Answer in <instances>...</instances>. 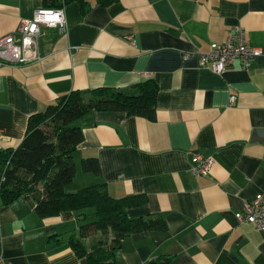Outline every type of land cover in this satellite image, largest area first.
<instances>
[{"label":"crops","instance_id":"0c3cea01","mask_svg":"<svg viewBox=\"0 0 264 264\" xmlns=\"http://www.w3.org/2000/svg\"><path fill=\"white\" fill-rule=\"evenodd\" d=\"M62 4V32L39 26L38 61L0 63V148L14 147L27 116L70 89L125 88L152 78V119L90 109L72 121L82 137L64 188L102 182L111 196H142L125 208L128 216L161 218L153 228L125 235L112 264L159 256L168 258L164 264H264V230L234 217L244 200L264 199V0ZM40 6L42 0H0V34ZM234 27L261 49L246 68L233 58L218 74L195 54L182 56L206 50ZM192 152L212 158L207 174L190 172ZM86 157L96 159L97 171L82 167ZM89 207L40 216L30 192L0 199V256L12 264H90L67 243L94 218ZM109 236L95 231L82 241L89 249Z\"/></svg>","mask_w":264,"mask_h":264},{"label":"trees","instance_id":"16d2710c","mask_svg":"<svg viewBox=\"0 0 264 264\" xmlns=\"http://www.w3.org/2000/svg\"><path fill=\"white\" fill-rule=\"evenodd\" d=\"M65 1L68 0H42V4L58 6ZM110 1L102 0L103 3ZM155 94L156 83L152 78L125 88L107 85L74 88L59 95L43 109L29 114L19 142L14 147L0 148V199L6 202L23 192H30L35 199V211L40 216L91 206L94 218L83 221L77 236L70 235L67 243L75 253L85 255L90 264H112L114 250L125 235L153 228L161 218L155 215L128 216L125 208L139 204L142 196H111L102 182L73 191L64 188L74 174L71 153L82 137L80 127L72 121L90 109L121 110L128 115L152 119ZM82 167L97 171L96 159L84 158ZM95 231L109 232L108 241L98 238L86 249L82 238ZM167 259L152 257L142 264H164Z\"/></svg>","mask_w":264,"mask_h":264},{"label":"built area","instance_id":"2783aa9c","mask_svg":"<svg viewBox=\"0 0 264 264\" xmlns=\"http://www.w3.org/2000/svg\"><path fill=\"white\" fill-rule=\"evenodd\" d=\"M63 4L58 6H40L33 9L32 14L22 17L15 28L4 34H0V63L19 64L38 61L41 55L37 47L39 26L54 27L58 32L65 29V16ZM17 35L15 40L14 35ZM261 49L246 42L241 29L231 28L222 41H212L206 50L198 47L182 56L195 54L200 65L212 72L220 74L227 61L238 58L240 66L246 68ZM235 99L233 93L228 95V103ZM212 158L198 152H192L189 157V170L195 175H205L212 165ZM237 222H249L260 230H264V199L261 194H256L250 200H244L241 208L234 212ZM0 264H12L0 256Z\"/></svg>","mask_w":264,"mask_h":264},{"label":"rangeland","instance_id":"374dc122","mask_svg":"<svg viewBox=\"0 0 264 264\" xmlns=\"http://www.w3.org/2000/svg\"><path fill=\"white\" fill-rule=\"evenodd\" d=\"M88 210L90 211V213H92V210H93V209H92L91 207H89Z\"/></svg>","mask_w":264,"mask_h":264}]
</instances>
